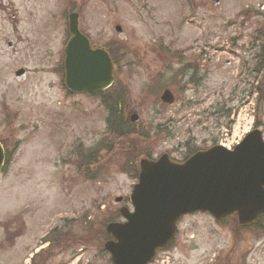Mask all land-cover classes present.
<instances>
[{
  "label": "rangeland",
  "instance_id": "374dc122",
  "mask_svg": "<svg viewBox=\"0 0 264 264\" xmlns=\"http://www.w3.org/2000/svg\"><path fill=\"white\" fill-rule=\"evenodd\" d=\"M72 9L79 10L92 45L119 43L129 52L128 64L115 72L127 93L126 111L138 113L151 141L159 128L169 131L159 134L154 157L167 152L182 161L215 145L233 116L253 109L264 79V72L252 73L260 43L251 46L264 24V0H0V140L11 157L0 172V264H31L40 250L37 264H112L103 250L105 225L121 207H131L127 198L136 179L121 169L123 158L111 159L114 153L96 145L93 168L82 163L78 172L69 161L78 142L93 147L113 119L101 97L64 88L59 66ZM117 24L127 35L123 43ZM183 65H191L180 83L185 89L171 88L175 104L163 106L159 96ZM20 67L28 71L23 82L13 75ZM152 76L160 91L149 97ZM260 109L264 136V102ZM232 222L217 223L206 213L183 217L166 250L169 264L224 258L241 264L244 255L245 264H264V237L242 233L236 241ZM54 226L77 238L71 249L55 248L46 259L41 240Z\"/></svg>",
  "mask_w": 264,
  "mask_h": 264
},
{
  "label": "water",
  "instance_id": "95a60500",
  "mask_svg": "<svg viewBox=\"0 0 264 264\" xmlns=\"http://www.w3.org/2000/svg\"><path fill=\"white\" fill-rule=\"evenodd\" d=\"M69 22L72 37L65 48L66 87L73 92L105 90L114 81L108 52L90 47L89 39L78 29L77 13L69 15ZM116 31L120 39H126L120 25ZM14 75L23 80L25 70ZM160 99L170 105L175 101L169 89ZM138 121L133 114L131 122ZM4 160L0 143V170ZM130 202L133 211L126 206L120 209L125 221L110 222L106 227L111 239L104 248L113 264H149L174 238L179 219L195 211L208 212L217 221L236 212L241 224L255 222L264 214L262 131L252 130L233 150L215 145L183 162L172 161L166 153L157 160L142 159Z\"/></svg>",
  "mask_w": 264,
  "mask_h": 264
},
{
  "label": "trees",
  "instance_id": "16d2710c",
  "mask_svg": "<svg viewBox=\"0 0 264 264\" xmlns=\"http://www.w3.org/2000/svg\"><path fill=\"white\" fill-rule=\"evenodd\" d=\"M260 42V49L262 50L264 47V25L259 26L256 29V32L253 34V42ZM122 45L119 43H112V45H106L105 48L110 53L113 62L116 65L117 72H119L123 65L127 63L128 53L124 51L121 47ZM167 50L165 51V53ZM190 65H183L175 75L185 76L186 72L189 70ZM63 71V70H62ZM120 82H116L114 86H112L108 91H106L103 96L108 98L104 100L106 105V109L109 111L108 115L113 116L112 121L108 122V128L105 132V135L102 139L97 143V145L103 146L102 149L106 148V151H110L113 154L111 159H115L117 156L123 158V162L121 163L122 169L128 172L133 178L137 175L138 172V160L141 156H149L150 152L145 146V141L150 144V138L147 139V134L144 133L140 128L135 129V126H130L127 118L124 114V105L127 100V93L124 88H122L119 84ZM171 86H177L179 90V84L173 81ZM261 86H263L261 84ZM261 86L259 87V92L261 93L260 98L257 100V109L259 110V106L264 99V92L262 93ZM257 110V120L255 126L260 124ZM158 134L168 135L165 129H159ZM156 135V136H157ZM137 138H140L139 141ZM109 143H107V140ZM124 146V147H123ZM126 146V147H125ZM100 149H98L99 153ZM116 154V155H115ZM97 156V155H96ZM118 217V213L114 212L112 217L108 220H114ZM107 237V234L104 232V237Z\"/></svg>",
  "mask_w": 264,
  "mask_h": 264
},
{
  "label": "flooded vegetation",
  "instance_id": "af4514ba",
  "mask_svg": "<svg viewBox=\"0 0 264 264\" xmlns=\"http://www.w3.org/2000/svg\"><path fill=\"white\" fill-rule=\"evenodd\" d=\"M81 23V22H80ZM257 66L255 65L252 69V73H257ZM264 71V69H263ZM262 70L259 72V74H261L263 72ZM190 104V103H189ZM223 109V108H221ZM220 110H219V115H220ZM264 219H262L261 221H263ZM259 226H262V224H260ZM257 228L256 224L255 225H250L247 227H244L242 229V232L244 235L249 236L252 235L254 236L255 234V229ZM65 230L63 228H60V226H54L53 228H50V230L45 234V239L43 241H45V247H47L46 249V259L49 258V255L52 253L53 248L57 245V241L61 238V233L64 232ZM67 241V247H72V245L69 243V239H66ZM262 248H264V244L262 246ZM59 251H62L61 249H59ZM221 264V263H219Z\"/></svg>",
  "mask_w": 264,
  "mask_h": 264
}]
</instances>
